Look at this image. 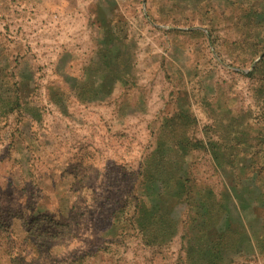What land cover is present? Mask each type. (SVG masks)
<instances>
[{
  "label": "rangeland",
  "instance_id": "374dc122",
  "mask_svg": "<svg viewBox=\"0 0 264 264\" xmlns=\"http://www.w3.org/2000/svg\"><path fill=\"white\" fill-rule=\"evenodd\" d=\"M97 1H3L0 264H194L182 238L194 214L203 219L189 245L196 257L218 240L211 264H264V17L255 22V0H100L94 23ZM111 28L132 45L113 46ZM125 50L129 76L117 62ZM9 100L19 104L1 106ZM173 134L222 153L219 165L188 152L191 172L226 200L162 197L175 234L151 247L130 218L145 190L160 189L145 169L153 157L161 171Z\"/></svg>",
  "mask_w": 264,
  "mask_h": 264
},
{
  "label": "trees",
  "instance_id": "16d2710c",
  "mask_svg": "<svg viewBox=\"0 0 264 264\" xmlns=\"http://www.w3.org/2000/svg\"><path fill=\"white\" fill-rule=\"evenodd\" d=\"M255 4V9L251 8L250 12L255 17V22H259L262 17H264V0H255L253 1V5ZM257 9V10H256ZM107 15L104 14V18ZM100 18V16H99ZM101 19V18H100ZM103 25L101 27L106 26L108 27V23L110 25L111 19H104ZM101 22V20H100ZM259 25V23H256ZM112 29V28H111ZM112 36L110 38V43L114 46V44H121L123 46H131V41L126 42L120 41V37L118 38L115 31L112 29ZM115 50L114 48L112 50L108 51V54L110 56H115ZM127 52L128 56L124 57L123 59H117L118 64L120 63L123 75H130V70L132 68V61L130 58V53L125 50L124 54ZM119 67V65H118ZM254 70V69H253ZM127 72V73H126ZM250 73V72H248ZM9 103L19 104L18 100H9L6 103L4 101L1 103V106L3 104L8 105ZM194 149H202L204 153H211L213 154L212 160L213 162H216V160H222V153L220 154L215 153L214 154V147L212 142L205 143L203 140L193 141L191 139H188L187 137H179L173 134L172 139L168 141V144L166 147L161 150V158H162V169L158 173L153 169L152 166H150L152 163H154L153 157H151L147 161V171L146 174L149 175L152 171H154L155 176L152 177L153 180H156L158 185L160 186V189L157 191L152 190H145L144 193L147 194L145 197L146 203L143 201L144 198L140 197L138 200L139 202H136L134 205V212L133 217L130 218L131 222H137L139 225V229L141 231V238L143 239L144 243L147 246H162L165 245L167 242L171 241L173 235L175 234V230L173 229V225H171V222L174 220L171 218V214H168V211H165V207L160 204L161 198L165 197L168 199H176L177 202L184 201L188 198H191V200H196L199 203V207L204 205H212L213 200L218 201L219 204H221L223 201L226 200V195L224 192H218V194H214L211 189V185L206 183V181L201 180L198 177V174L191 172V163H190V156L189 153H192ZM189 152V153H188ZM235 157H238L236 155ZM234 157V158H235ZM153 158V160H152ZM241 159V156L238 157ZM243 159V158H242ZM220 165V163H218ZM239 173H241V169ZM246 181L247 183L252 182L253 175L248 171H246ZM249 174V175H248ZM254 174V173H253ZM168 196V197H166ZM195 201V202H196ZM155 202V203H154ZM231 202V200H230ZM221 206V205H220ZM225 207V206H224ZM235 207L237 208L236 204ZM225 210L218 211L217 215L220 217ZM195 215V214H194ZM193 215V224L191 227L187 226L185 228L186 233L182 235V238L185 243L188 245V251L189 253L187 260L194 264H211L210 261V254L212 253L211 250L214 248H219V241H215L214 245L212 243H204V248L201 250L200 256L196 257L194 254H196V251L190 250V244L191 242H194V239L197 238L198 232H202L201 226L198 227V220L203 222L201 215ZM205 223V222H204ZM227 229V228H226ZM228 232L233 233L229 229H227ZM205 232V230H204ZM227 232V233H228Z\"/></svg>",
  "mask_w": 264,
  "mask_h": 264
},
{
  "label": "crops",
  "instance_id": "0c3cea01",
  "mask_svg": "<svg viewBox=\"0 0 264 264\" xmlns=\"http://www.w3.org/2000/svg\"><path fill=\"white\" fill-rule=\"evenodd\" d=\"M4 0H0V12H2V10H3V8H4V6H5V4H4V2H3ZM96 5L98 6V8L95 10V11H92V15H93V18H92V21H94V23H96V22H99L100 23V18H99V16H100V11H99V7H100V5H101V1L100 0H98L97 2H96ZM99 14V15H98ZM95 18V19H94ZM154 20V19H153ZM154 22H155V20H154Z\"/></svg>",
  "mask_w": 264,
  "mask_h": 264
}]
</instances>
